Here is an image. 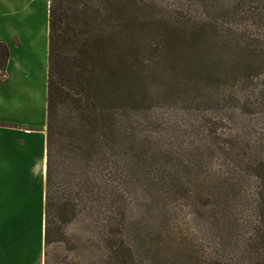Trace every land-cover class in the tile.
<instances>
[{
    "label": "rangeland",
    "instance_id": "obj_1",
    "mask_svg": "<svg viewBox=\"0 0 264 264\" xmlns=\"http://www.w3.org/2000/svg\"><path fill=\"white\" fill-rule=\"evenodd\" d=\"M128 1L96 0L90 19L89 0L65 4L69 34L59 49L69 66L61 81L71 78L74 90L51 120L61 156L56 181L66 194L80 195L87 181L94 195L75 200L73 216L49 245L33 221L5 223L1 242L8 243L0 256L6 264L251 263L248 237L264 188V0H135L142 78L132 123L117 109L106 111L104 92L93 91L74 61L82 38L104 34L95 48L117 64L125 55V38L117 37L125 35ZM91 21L95 26L86 25ZM193 21L211 33L202 50L213 62L231 58L226 39H239L245 62L254 65L247 79L239 73L237 82L217 75L206 81L189 71L198 61L190 31L201 28ZM162 28L185 38V53L159 35L168 36ZM86 94L98 98L91 112ZM221 193L228 194L216 197Z\"/></svg>",
    "mask_w": 264,
    "mask_h": 264
},
{
    "label": "trees",
    "instance_id": "obj_2",
    "mask_svg": "<svg viewBox=\"0 0 264 264\" xmlns=\"http://www.w3.org/2000/svg\"><path fill=\"white\" fill-rule=\"evenodd\" d=\"M69 0H51L50 1V50H49V78H48V124H47V172H46V206H45V231H44V242L45 245H49L52 241L53 234L60 233L62 227L66 222H68V216H73V212L75 211V200L85 196L87 199H91L94 195V191L89 187V183L87 181L84 183H80V192H84V194L80 195L79 193H75L72 189H68V194L64 191H61L59 188L56 178L61 166V163L58 162V159L61 158L55 152V146L57 145V141L54 137V131L52 130V117L56 114L57 103L60 102V99L64 97L65 99L62 101L65 103L67 100L70 101V92L74 90L73 85L71 84V78L64 80L63 72L66 66H69L66 61L64 53L62 49L60 50L61 41L67 36V22L69 20V10L65 5ZM77 0H74L76 2ZM128 5L124 7L125 9L130 10L127 14L128 19L126 25L124 27L125 35H120L121 40L123 37L125 38V47L123 52L125 55L121 56L118 60H116L117 64L113 62H109L108 60L103 59L101 56L103 53L99 48H95L99 45V41L96 38L105 37L100 35L95 36H87L86 38H82L81 47L76 49L77 54L75 56L74 61L81 62L80 70L82 71V75L85 74L90 80V86L94 88L93 91H97L102 94L104 92L106 96V104L108 105L107 112L123 114L126 116L125 122L132 123L135 120L134 112L137 109L138 103L141 95V75H140V67L138 68L137 63L139 56L140 40L142 39V33L139 30V24L137 23V17L132 16L134 13L133 8H137L135 4V0H129L127 2ZM96 0H89V4L85 6L86 16L90 19L91 12L96 10ZM87 23V22H86ZM189 23V22H188ZM193 21L192 25L197 26V24ZM196 24V25H195ZM86 25H93L87 23ZM201 28L198 27L196 30H191L190 35L194 42V51L195 56L193 58V62L196 58L198 61L196 63H191L189 67V71L195 76H203V80L209 81L211 78L217 75L219 80L226 82L229 79L234 80V82L238 81V76L240 73V80L245 77H248L253 72L254 65H248L245 62V57H243L241 52H243L242 46H240L239 39L235 41H231L235 39V36L228 37L227 46L230 49V53H233L231 58H219L216 61H211V59L207 58L202 49L204 46L208 45L209 42H206L207 37H209V32L205 31V26L200 25ZM213 30L217 31V27L212 26ZM167 31V30H158ZM168 32V36L166 37L163 33L160 32V36L162 38H167L172 45L179 46L181 45L184 53L188 48V44H183L181 39L183 36H179L178 34H172ZM233 33V32H231ZM69 34V33H68ZM186 37V36H185ZM185 39V38H184ZM182 39V40H184ZM76 41V40H75ZM80 41V38H78ZM123 43V42H122ZM206 45H205V44ZM80 43L76 42V45ZM193 44V43H192ZM190 44V45H192ZM226 45V43L224 42ZM198 45V46H197ZM200 45V47H199ZM198 47V50H197ZM208 47V46H207ZM217 47H219L217 45ZM224 47V46H223ZM242 48V49H241ZM200 51V54H199ZM249 51V50H248ZM247 53V52H246ZM192 54V55H193ZM249 54V53H248ZM8 59V50L4 45L0 44V69L2 71V77L5 76L6 65ZM178 60V59H177ZM179 61V60H178ZM212 62L210 66L211 69H208V65ZM74 63V62H73ZM104 63V64H103ZM203 63V65H201ZM205 69V70H204ZM224 71V72H222ZM255 73V72H254ZM245 74V75H244ZM94 80V82H93ZM65 81V80H64ZM98 85V88L96 87ZM91 89V90H92ZM68 90V91H67ZM85 94V93H84ZM94 94V93H93ZM92 94L85 95L86 99L82 100L84 103H87L88 106L85 107V111L91 112L93 108V103L95 101L98 102V98L92 96ZM68 96V99L66 98ZM104 101V102H105ZM73 103V101H72ZM117 109V111H114ZM115 113H114V112ZM108 114V115H113ZM107 115V116H108ZM109 118L113 119L110 121L112 123V127H114L113 116ZM134 131V132H133ZM131 130L133 134V138L136 139L135 129ZM115 141V140H114ZM251 169V168H250ZM254 171L259 170L257 167H253ZM260 175V174H259ZM208 180V179H206ZM204 180V181H206ZM264 185V184H263ZM233 186V185H232ZM220 191L221 188H220ZM223 192V191H222ZM232 193V192H231ZM222 194L227 195L228 193L217 194L216 197L221 196ZM235 193H232V197L234 198ZM264 188L259 193V203L256 205V210L258 214V220L256 219L255 224L252 226V234L248 237L247 246L250 247L248 252L253 256L250 264H264ZM69 197V200L65 198ZM208 199V203H210V199H213L215 196L210 191L206 195ZM72 198H74L72 200ZM89 199V202H90ZM215 202V200H213ZM206 204V202H204ZM216 203V202H215ZM211 204V203H210ZM221 218H224L223 216ZM225 219V218H224Z\"/></svg>",
    "mask_w": 264,
    "mask_h": 264
},
{
    "label": "crops",
    "instance_id": "obj_3",
    "mask_svg": "<svg viewBox=\"0 0 264 264\" xmlns=\"http://www.w3.org/2000/svg\"><path fill=\"white\" fill-rule=\"evenodd\" d=\"M50 1L0 0V44L8 50L4 77L0 69V227L33 221L43 234ZM7 243L0 235V253Z\"/></svg>",
    "mask_w": 264,
    "mask_h": 264
}]
</instances>
